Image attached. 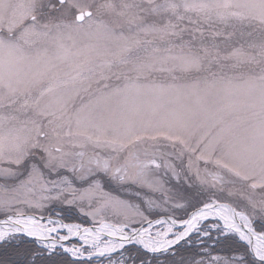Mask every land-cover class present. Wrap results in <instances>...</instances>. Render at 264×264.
I'll return each mask as SVG.
<instances>
[{
	"label": "snow or ice",
	"instance_id": "1",
	"mask_svg": "<svg viewBox=\"0 0 264 264\" xmlns=\"http://www.w3.org/2000/svg\"><path fill=\"white\" fill-rule=\"evenodd\" d=\"M0 264H264V0H0Z\"/></svg>",
	"mask_w": 264,
	"mask_h": 264
},
{
	"label": "trees",
	"instance_id": "2",
	"mask_svg": "<svg viewBox=\"0 0 264 264\" xmlns=\"http://www.w3.org/2000/svg\"><path fill=\"white\" fill-rule=\"evenodd\" d=\"M71 219H73V220H78L79 217L74 213V214H72Z\"/></svg>",
	"mask_w": 264,
	"mask_h": 264
},
{
	"label": "rangeland",
	"instance_id": "3",
	"mask_svg": "<svg viewBox=\"0 0 264 264\" xmlns=\"http://www.w3.org/2000/svg\"><path fill=\"white\" fill-rule=\"evenodd\" d=\"M74 214V213H73Z\"/></svg>",
	"mask_w": 264,
	"mask_h": 264
}]
</instances>
